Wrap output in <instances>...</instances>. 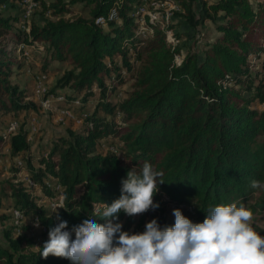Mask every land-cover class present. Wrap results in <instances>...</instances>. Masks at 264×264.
Masks as SVG:
<instances>
[{"label":"trees","instance_id":"1","mask_svg":"<svg viewBox=\"0 0 264 264\" xmlns=\"http://www.w3.org/2000/svg\"><path fill=\"white\" fill-rule=\"evenodd\" d=\"M36 1L56 20L23 28L24 0H0V148L7 116L17 119L36 109L10 80L14 67L21 66L17 53L35 44L43 47V69L53 62L69 66L50 94L62 92L61 106L81 120L83 129L59 134L47 155L42 151L36 158L29 153L25 125L10 134V156L25 161L24 174L55 203L59 185L63 199L51 209L39 205L35 191L18 177L0 180V219L11 221L0 241V264H73L40 256L49 230L61 220L69 232L85 219L105 223L103 203L118 199L127 172L133 167L139 172L144 162L163 173L165 183L153 197L159 208L131 217L121 211L114 222L125 221V229L151 214L155 219L159 213L157 220L164 221L167 205H194L192 217L202 223L210 208L245 204L255 191L247 208L264 211V188L250 187L252 180L264 183V72L252 66L264 45V1L199 0V17L196 0ZM169 1L178 4L180 11L174 12L191 27L211 22L217 32L203 34L206 41L180 63L182 47L167 40L163 21L152 23L139 11L145 4L162 12L154 7ZM75 5L84 14L66 18ZM112 9L117 17L108 20ZM103 17L105 24L98 22ZM127 82L125 97L112 98ZM105 144L112 149L103 151ZM22 169L13 172L17 176ZM13 209L26 218L21 231L32 230L28 222L38 217L46 230L42 238L15 236ZM38 239L41 249L34 248Z\"/></svg>","mask_w":264,"mask_h":264},{"label":"clouds","instance_id":"2","mask_svg":"<svg viewBox=\"0 0 264 264\" xmlns=\"http://www.w3.org/2000/svg\"><path fill=\"white\" fill-rule=\"evenodd\" d=\"M162 177L148 162L139 172L133 167L121 181L120 197L110 205L103 203L105 223L89 218L69 232L67 221L61 220L49 230L40 256L62 257L73 264H264V236L253 228V213L243 203L212 207L202 223L174 209L172 227L161 229L153 219L143 233L122 231V223L114 222L121 211L131 217L159 208L153 197L165 183ZM250 187L261 189L264 183L252 180Z\"/></svg>","mask_w":264,"mask_h":264},{"label":"rangeland","instance_id":"3","mask_svg":"<svg viewBox=\"0 0 264 264\" xmlns=\"http://www.w3.org/2000/svg\"><path fill=\"white\" fill-rule=\"evenodd\" d=\"M46 1H48L49 3H54L58 0ZM70 1L72 0H60V2L64 3H70ZM36 2V0H24V2L21 4L23 6V9H25L24 14L22 15L23 22L20 25L21 27L27 28V24H30L31 22H36L42 25L47 21L56 20V17L52 15V12L45 11L44 8L40 7ZM199 4V0H196L193 5L197 14L199 13ZM21 5L16 6L13 12H16V9L22 7ZM2 8V10L8 9L6 8V5ZM72 9L73 10H71V13L65 15L66 18H76L83 15L85 12L83 11L81 5H75ZM155 9H161L162 13H165V11L169 12L168 24H165L163 21L162 27L165 30L167 28V40L182 47L181 55H179V57L177 58L178 63L182 61L188 51L197 50L198 47L206 41L202 38L203 34L209 31H212V35L217 34L211 22H206L205 27H199V25L196 29L191 27L186 22V19L184 17L177 16L176 12H174L180 11L178 6L172 9V7L168 5H156L154 7V10ZM152 12L153 11H151V13ZM197 17H199V14L197 15ZM195 43L196 45H194ZM262 47V50L257 53L258 56H253L252 58L253 71L264 72V45ZM22 48L23 45H20L19 49ZM42 49L43 47L41 44H35L34 47H25L23 52L17 53V59H20L21 66L14 67V72L10 78L11 83L13 85L20 86V89L25 91V101H31L35 103L36 109L34 111L31 110L30 112H27V114L26 112L21 113V115L17 119L12 117L11 115L7 116V120L3 124V132L6 139L4 142L5 146L0 148V180H5L13 177H18L19 180H23V173L26 167L25 161L22 160L21 157L12 159L10 156V134L9 131L6 130V125H9L11 122H16L17 129L22 125H25L24 128L29 131V153L35 158L42 151H45V155H47V148L51 144L52 140L59 134H66L68 129H72L77 132H80L83 129L81 120L77 118V116L73 114L69 109L62 107L61 104L56 102V97L62 92H59L57 95L50 94L58 79L62 76L63 72L69 68V66L65 63L53 62L50 66H48L46 70L43 69ZM129 90L130 82H127L124 86L116 90L115 93H112V98H123ZM48 101L50 102L47 103ZM108 148L112 149L110 144H105V146L103 147V151H107ZM19 162L22 163L23 169L16 176V173L13 171L16 170V167H19ZM34 162L36 163V160ZM32 190L35 191V195H37L38 197L39 205L44 204L51 209L53 208L52 205L55 203V201L46 198L45 195L37 189L36 184L32 187ZM257 194L258 192L255 191L253 195L250 196L249 201L244 204L246 208L248 207L249 203H254ZM166 209L167 214L164 221H158L157 219L161 216L159 213L155 214L157 217L155 219L157 220L161 229L174 226V209H180L185 217L189 218L193 223H195V220L192 217L191 213L194 210V205L190 206L189 204H186L182 205L179 208H176L172 205H167ZM2 213L8 212L3 211ZM153 215L154 214H151L147 218H145L142 224H139V218H137L136 223L128 229L124 228L125 221H122V231H126L129 234L143 233L146 230V224L154 219ZM10 222V220L0 219V241H3L5 230L11 226ZM28 223L31 224V222ZM251 223L257 233L261 236H264V211L253 213V219ZM14 234L15 236L33 235L40 236L42 238L40 229L34 226L30 231H21L19 228H15Z\"/></svg>","mask_w":264,"mask_h":264},{"label":"built area","instance_id":"4","mask_svg":"<svg viewBox=\"0 0 264 264\" xmlns=\"http://www.w3.org/2000/svg\"><path fill=\"white\" fill-rule=\"evenodd\" d=\"M166 5L172 7V9H174V8H176L178 6L177 3L174 2V1H169V2H166L165 4L157 5V6H166ZM139 11L142 14H144V15H148L150 17V21L152 23L161 20V21H164L165 24H168V21H169V12L168 11H165V13H162V12H152L151 13V11L146 8V5L145 4H143L139 8ZM160 13H161V15H160ZM116 17H117L116 10L115 9H112V11L109 14L108 20H114V19H116ZM106 21L107 20L104 17L103 18H100L98 20V22L99 23H102V24H105ZM166 30H167V28H166ZM166 30H165V32L167 34V31ZM219 84H223L224 85L225 83L224 82H219ZM55 100L59 104L64 103V95H62V94L58 95ZM49 102L50 101H48L47 103H49ZM16 129H17L16 122H11L9 124V127H8L9 134H11L12 132L16 131ZM18 164H19V167H22L23 166L21 162H19ZM23 175H24L23 181L25 182L26 186L28 188H32L35 185V183L32 180V178H30L29 176L25 175L24 173H23ZM55 189L59 192V202L58 203H54L52 205L53 206L52 209H55V208L61 206L62 205V199H63V196L61 195V188H60V186L59 185H56L55 186ZM12 213H13V216H14V225L18 228L23 222H25L26 218H25L24 215L21 214L20 211H18L16 209H13L12 210ZM37 221L39 222L38 217H34L32 219V221H31V224L34 226V223H36ZM37 228L40 229L41 233H45L46 232L45 228L43 226H41L40 222H39V227H37ZM48 239H49V237H46L45 242L48 241ZM39 242H40V239H38L37 242L34 244V248L35 249H37L39 247Z\"/></svg>","mask_w":264,"mask_h":264}]
</instances>
